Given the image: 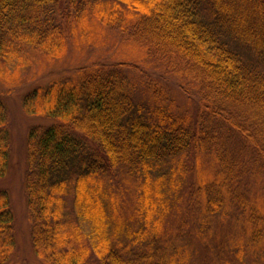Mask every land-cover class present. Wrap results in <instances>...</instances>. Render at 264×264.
Wrapping results in <instances>:
<instances>
[{"label":"trees","instance_id":"trees-1","mask_svg":"<svg viewBox=\"0 0 264 264\" xmlns=\"http://www.w3.org/2000/svg\"><path fill=\"white\" fill-rule=\"evenodd\" d=\"M104 25L187 81L177 84L184 106L164 76L162 85L127 60L79 66L24 93L27 114L51 119L31 126L25 143L35 254L45 264H264V192L255 188L264 171V0H0V73L17 78L26 54L102 43ZM7 112L0 91V178L11 166ZM182 174L195 182L170 234L169 179ZM128 198L134 212L124 218ZM13 223L0 187V264L15 246Z\"/></svg>","mask_w":264,"mask_h":264},{"label":"rangeland","instance_id":"rangeland-1","mask_svg":"<svg viewBox=\"0 0 264 264\" xmlns=\"http://www.w3.org/2000/svg\"><path fill=\"white\" fill-rule=\"evenodd\" d=\"M103 33L104 42H83L77 46L70 43L66 52L60 57H48L40 53H31L32 55L26 54L29 60L25 65L19 67L20 74L18 73L19 76L17 78L3 76L0 73V91L6 97L8 126L11 131V166L8 173L0 178V187L7 189L10 195L11 207L14 212L13 228L15 234V246L5 264H45L35 254L31 245L30 215L26 205L23 178L27 132L31 126L48 124L51 122V119L44 116L27 114L21 103V98L24 93L35 86L46 84L54 78L67 75L79 66L99 62L127 60L138 62L141 67L150 73L151 78H158V76H162L163 78L164 76L168 80L167 84L164 78L160 81V84H166L170 88V92L177 96L179 104H184V95L177 84L182 82L186 85V80L167 68L165 63L161 62L163 60L156 58L153 61H147L148 59L143 56L144 53L119 29L104 25ZM10 68L9 71L13 69V66H10ZM189 92L192 93V90ZM191 156H184L186 162L192 159ZM256 176L255 188H260L259 191L264 192V171H258ZM192 181L195 182V176H185V174H182L180 178L169 179L170 185L177 184L176 201L171 206V213L166 216L168 220L165 226L170 231V234L177 231L179 222L185 215L186 201L184 198L186 191L190 189V187H187ZM251 186L253 187L252 182ZM134 204L132 198L127 199L126 207L121 214L124 218H129L133 214ZM232 220V216L226 217L223 219V224L217 226V236L216 238L214 237V242L218 237L221 238V233L231 224ZM83 228L91 235L92 228L89 227L87 221H84ZM186 232V227L181 228L182 235H185ZM194 242L202 243L200 239H196ZM206 254L207 251L202 246L199 254L197 253L194 257L195 262L200 263ZM205 261L207 264H210V259L205 258Z\"/></svg>","mask_w":264,"mask_h":264}]
</instances>
